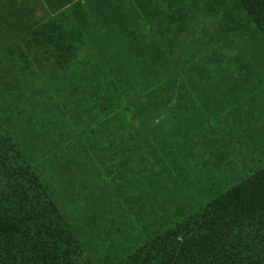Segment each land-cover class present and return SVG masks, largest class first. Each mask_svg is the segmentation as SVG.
<instances>
[{
	"label": "rangeland",
	"instance_id": "374dc122",
	"mask_svg": "<svg viewBox=\"0 0 264 264\" xmlns=\"http://www.w3.org/2000/svg\"><path fill=\"white\" fill-rule=\"evenodd\" d=\"M0 121L115 264L264 167V34L240 0H0Z\"/></svg>",
	"mask_w": 264,
	"mask_h": 264
},
{
	"label": "trees",
	"instance_id": "16d2710c",
	"mask_svg": "<svg viewBox=\"0 0 264 264\" xmlns=\"http://www.w3.org/2000/svg\"><path fill=\"white\" fill-rule=\"evenodd\" d=\"M240 1L264 34V0ZM0 264H91L1 121ZM115 264H264V167Z\"/></svg>",
	"mask_w": 264,
	"mask_h": 264
}]
</instances>
